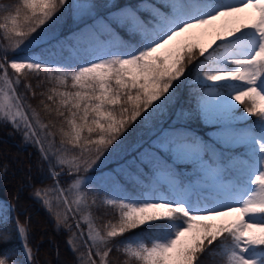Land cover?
I'll list each match as a JSON object with an SVG mask.
<instances>
[{"label":"snow or ice","instance_id":"1","mask_svg":"<svg viewBox=\"0 0 264 264\" xmlns=\"http://www.w3.org/2000/svg\"><path fill=\"white\" fill-rule=\"evenodd\" d=\"M63 12L82 21L72 40L26 52ZM0 40V124L47 165L55 184L33 195L72 233L73 264H264V0H9ZM189 81L178 122L160 123ZM138 121L151 134L95 181ZM94 207L113 219L98 227ZM15 223L22 258L0 264H36ZM145 225L148 243L117 239Z\"/></svg>","mask_w":264,"mask_h":264},{"label":"trees","instance_id":"2","mask_svg":"<svg viewBox=\"0 0 264 264\" xmlns=\"http://www.w3.org/2000/svg\"><path fill=\"white\" fill-rule=\"evenodd\" d=\"M8 2L9 0H0V3ZM82 2H86V0H82ZM96 2L105 4L106 0H96ZM107 2L110 3L111 0H107ZM74 21L72 13L58 14V18H54L53 21L44 26L46 31L43 32V35L57 33L56 37L36 47L32 52L36 54L47 53L53 49L59 52L60 44L71 41L72 34L76 33L82 26V22H80L81 24L73 28ZM5 44L6 41L0 40V50H3ZM62 54L70 55V52L65 49ZM194 87L193 81L186 82L181 86L177 92V100L160 114V123L173 124L178 122L176 113L181 107H187L190 91ZM29 102L33 107H36L39 98ZM41 118L47 121V117L43 113ZM149 127V125H141L138 121L137 125H133L126 133L127 139L123 146L112 152L103 164L93 169L88 175L94 176L95 181L109 183L110 179L113 178L114 171L117 172L115 167L127 155L126 150L129 145H135L147 139L148 135L151 134ZM0 164L7 167L6 174L0 170V218L3 221L0 223V234H6L8 237L7 242L0 240V253H7L13 259L22 258V241L18 238L15 223L19 219L21 223L26 222L28 225V242L36 257V264H73L76 257L68 244L72 233L65 227L58 225L54 214L50 213L33 195L34 189L51 188L55 181L49 177L47 165L41 161L37 148L30 143H25L22 134L14 131L11 125L0 124ZM106 172L107 176L101 175ZM61 180L66 187L63 177ZM125 181L126 178H122L119 186L124 187ZM5 204L7 207H2ZM53 205L55 207V200H53ZM59 210L63 212L62 207ZM92 211L98 227L101 226L102 222L113 219L111 210H109L108 215H104L103 208L98 210L94 207ZM69 223L73 224V231H78L74 227V220L70 218ZM138 229L147 237L154 231L149 225ZM129 233L131 234L128 232L117 239L124 240ZM118 257L122 260L118 253L110 254L109 259L115 261ZM219 261L220 258L215 257L211 264H219ZM206 264L209 262L206 261Z\"/></svg>","mask_w":264,"mask_h":264},{"label":"rangeland","instance_id":"3","mask_svg":"<svg viewBox=\"0 0 264 264\" xmlns=\"http://www.w3.org/2000/svg\"><path fill=\"white\" fill-rule=\"evenodd\" d=\"M74 20L75 21H74V24H73V28L77 27L78 24H81L80 22H82L78 17H75V16H74ZM197 31L199 32V31H203V30H197ZM56 35H57V33L43 35V38L38 42V45L32 46L31 49H25V51L26 52H32L36 47L47 43L52 38H55ZM210 39H211V35L205 36L200 42L201 43H207L208 40H210ZM239 109L242 112L243 111V106L239 105ZM250 119L254 120L255 118L253 117V118H250ZM115 169L117 170V172L120 170L118 166H116ZM101 175L107 176V172L104 173V174H101ZM92 178H94V176H92ZM105 179H108V178L105 177ZM60 183H61L62 186L65 187V185L62 182V180L60 181ZM82 227H84V226L82 225ZM140 231H141L140 229H136V230L132 231L131 234L129 233L128 236L124 240H128L129 238H133V239H137V240L138 239H144V241L146 243H148L149 242V239H148L149 237L145 236V234L141 233Z\"/></svg>","mask_w":264,"mask_h":264}]
</instances>
